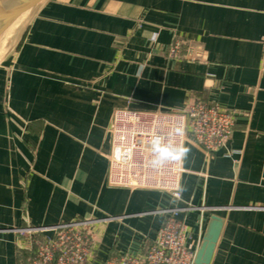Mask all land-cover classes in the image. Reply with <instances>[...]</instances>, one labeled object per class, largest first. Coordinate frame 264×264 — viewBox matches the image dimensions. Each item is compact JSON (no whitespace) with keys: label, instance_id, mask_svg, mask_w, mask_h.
I'll list each match as a JSON object with an SVG mask.
<instances>
[{"label":"crops","instance_id":"obj_1","mask_svg":"<svg viewBox=\"0 0 264 264\" xmlns=\"http://www.w3.org/2000/svg\"><path fill=\"white\" fill-rule=\"evenodd\" d=\"M192 102L235 126L211 157L186 142L182 200L108 183L116 110ZM187 203L196 250L224 219L209 264H264V0H46L0 65V264L28 258L11 228L89 218L93 264L137 256Z\"/></svg>","mask_w":264,"mask_h":264},{"label":"built area","instance_id":"obj_2","mask_svg":"<svg viewBox=\"0 0 264 264\" xmlns=\"http://www.w3.org/2000/svg\"><path fill=\"white\" fill-rule=\"evenodd\" d=\"M179 44L172 49L173 56L181 57ZM201 52L188 54L200 58ZM235 126L233 112L218 104L189 103L182 111L116 110L110 126L111 151L109 154L108 183L129 188L163 190L182 200L181 180L185 171L184 150L192 138L201 146L207 157L221 150L228 142ZM167 147L173 157L158 161L154 141ZM191 204L172 209L173 214L159 228L156 238L137 256L122 255L107 259L104 264H196L197 250L188 244L189 229L177 218ZM97 219H76L45 227H28L20 233L36 237L29 244L25 264H93L97 238L93 223ZM44 234V238H39Z\"/></svg>","mask_w":264,"mask_h":264},{"label":"water","instance_id":"obj_3","mask_svg":"<svg viewBox=\"0 0 264 264\" xmlns=\"http://www.w3.org/2000/svg\"><path fill=\"white\" fill-rule=\"evenodd\" d=\"M39 2L40 0H0V35L17 17L27 10L34 9ZM43 4L30 15L28 22L25 24L26 29ZM223 225L224 219L219 215L213 214L210 217L203 240L197 250L196 264H209L211 262Z\"/></svg>","mask_w":264,"mask_h":264},{"label":"rangeland","instance_id":"obj_4","mask_svg":"<svg viewBox=\"0 0 264 264\" xmlns=\"http://www.w3.org/2000/svg\"><path fill=\"white\" fill-rule=\"evenodd\" d=\"M26 31V26H22L14 33H12V35H10V37H8L7 39V47L5 49V52H4V55L0 61V65L5 61L7 60L10 56H12V54L16 51V49L18 48L22 38H23V35ZM94 224V223H93ZM45 227V226H48V225H27V226H17V227H13L11 228L12 230L16 231L17 234H18V238H19V242L18 244H29V241H33V240H36L37 238L35 237H31L29 234H22L18 231H20V229H23V228H28V227ZM94 226V225H93ZM39 238H44V234L41 235V237ZM24 250L28 251V249H25L23 248ZM29 252V251H28ZM105 262V261H104Z\"/></svg>","mask_w":264,"mask_h":264},{"label":"bare ground","instance_id":"obj_5","mask_svg":"<svg viewBox=\"0 0 264 264\" xmlns=\"http://www.w3.org/2000/svg\"><path fill=\"white\" fill-rule=\"evenodd\" d=\"M46 0H40L38 5L34 7L32 10H27L23 12L19 17H17L0 35V61L4 55L5 49L7 47V39L12 35V33L16 32L21 26H25L28 22L30 15L36 10L41 4H43Z\"/></svg>","mask_w":264,"mask_h":264},{"label":"clouds","instance_id":"obj_6","mask_svg":"<svg viewBox=\"0 0 264 264\" xmlns=\"http://www.w3.org/2000/svg\"><path fill=\"white\" fill-rule=\"evenodd\" d=\"M154 144L156 145V151L158 153V161L157 162H160L166 158L173 157L174 153L172 151H170L169 148H167V147H161L159 140L154 141ZM183 151H186V150H177L175 152V156L178 157L180 154H182Z\"/></svg>","mask_w":264,"mask_h":264}]
</instances>
